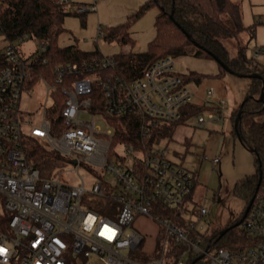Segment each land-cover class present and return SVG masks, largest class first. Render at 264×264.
Returning <instances> with one entry per match:
<instances>
[{
    "label": "built area",
    "instance_id": "2783aa9c",
    "mask_svg": "<svg viewBox=\"0 0 264 264\" xmlns=\"http://www.w3.org/2000/svg\"><path fill=\"white\" fill-rule=\"evenodd\" d=\"M55 2L62 7L70 3ZM93 10L79 6L77 12ZM28 38L7 39L0 23V197L5 211L0 264H192L198 258L206 264H264V153L261 184L241 223L250 242L229 249L212 243L189 218L209 214L207 202L193 208L198 178L169 160L167 149L143 142L160 125L182 120L193 104V91L176 72L173 58L158 60L131 81L97 72L76 79L75 64L60 65L48 81L35 74L36 58L48 48L38 42L40 54L26 58L20 45ZM115 66L113 57L104 56L85 67L101 71ZM38 83L51 102L42 109L40 125L21 108L24 94L32 95ZM95 91L103 96L107 115L137 121L134 142L122 141L107 118L93 110ZM58 94L65 96V128L56 135L48 114ZM98 121L107 125L105 131ZM198 125L205 126L206 119L199 116ZM32 139L78 168L85 164L96 174L112 175L117 185L103 178L88 191L84 181L70 187L61 178H43L30 157ZM139 218L157 226L153 250L147 249V234L136 227Z\"/></svg>",
    "mask_w": 264,
    "mask_h": 264
},
{
    "label": "rangeland",
    "instance_id": "374dc122",
    "mask_svg": "<svg viewBox=\"0 0 264 264\" xmlns=\"http://www.w3.org/2000/svg\"><path fill=\"white\" fill-rule=\"evenodd\" d=\"M69 1V5L64 7L69 12H77L79 6H94L95 10L81 15L72 14L65 19L66 30L59 37L61 47L75 45L83 51L98 50L103 56L111 57L131 49L133 52H146L156 36L157 7L148 10L132 24L130 33L136 41L133 48L117 41H106L101 31L125 23L148 0ZM233 1L241 7L243 25L248 29L240 35L239 41L229 40L225 45L232 56L237 54L239 44L245 47L252 65L263 69L264 0ZM20 49L26 58L37 57L41 52L40 44L31 38L25 39ZM174 60L177 73L183 76L195 72L201 78L200 82L190 80L188 85L193 91V104L204 108L201 116L206 119V125L199 126L198 117H191L177 128L172 139L161 140L157 147L167 149L169 160L198 178L193 208L198 209L207 202L209 214L207 217L190 215L189 218L197 221L203 234L211 236L214 231L224 230L242 217L246 201L236 194L235 189L243 187L244 181L257 172L256 156L235 136L233 122V115L247 98L251 79L223 72L220 64L212 58L179 56ZM222 101L227 104L223 106ZM45 104L50 105L51 102L43 85L38 83L32 95L24 94L21 108L25 116H32L34 124L40 125ZM220 116L222 119L215 122L214 119ZM261 120L264 121V117ZM98 125L104 131L107 129L102 121H98ZM55 155L59 159L37 162L43 178H61V182L70 187L82 186L84 181L88 191L103 178L117 185L110 174H96L85 164L78 168L69 158L58 153ZM214 158H219L217 164L213 163ZM32 163L37 167L35 161L32 160ZM90 198V195L86 196V199ZM4 213L0 197V220ZM140 228L143 234H147V249L153 250L157 227L146 223Z\"/></svg>",
    "mask_w": 264,
    "mask_h": 264
},
{
    "label": "trees",
    "instance_id": "16d2710c",
    "mask_svg": "<svg viewBox=\"0 0 264 264\" xmlns=\"http://www.w3.org/2000/svg\"><path fill=\"white\" fill-rule=\"evenodd\" d=\"M153 7L159 9L155 27L156 36L149 44L146 52H128L111 56L116 61V66L106 70H90L85 66L103 59L98 51H83L75 45L61 47L59 37L66 30L65 19L69 15H77L78 12H69L64 7L57 5L55 0H0V23L7 39L14 41L29 36L36 42L43 41L48 50L36 58V78H46L53 81L56 69L60 65L75 64L79 67L76 79H82L97 72L101 77L120 76L131 81L141 77L144 72L155 62L163 58H176L179 56H194L202 58L217 57L230 69L240 74H258L261 78L251 79L247 98L243 102L242 117L235 129V136L241 138L244 147L264 153V102L258 101L264 85V68L252 65L247 57L246 48L240 46L235 56L230 54L225 43L229 40L239 41L240 35L248 28L243 25L241 7L233 0H148L140 10L128 20L116 27L102 29L106 41H117L123 46H135L130 28L132 24ZM81 15V14H80ZM188 35L193 39L190 40ZM239 43V42H238ZM221 66V65H220ZM223 72H226L221 66ZM186 82L201 78L195 72L183 75ZM93 110L103 114L110 125L115 128L122 141L134 142L132 132L138 128V123L133 118L114 119L107 115L103 96L95 91L91 96ZM65 106V96L58 94L55 106L49 111L48 119L52 132L56 135L65 128L62 111ZM240 109V108H239ZM239 109L233 115L235 121ZM204 108L190 104L182 120L172 123L170 126L160 125L158 129L143 142L146 144L160 143L165 138H173L177 128L186 124L191 117L201 116ZM141 138H138V140ZM139 144L142 142H138ZM31 160L41 162L43 160L59 159L55 152L42 146L36 139L30 142ZM261 161V159H260ZM257 169L259 160L256 157ZM39 168V164H36ZM40 170V168H39ZM259 181V169L253 176L244 181L243 187L235 189L242 199L249 205L250 200L257 194ZM106 203H111L107 200ZM101 215L108 213L95 207ZM245 213V209H244ZM235 223L239 225L231 229L218 240L220 230L214 231L209 240L219 243L221 247L237 249L242 243H249L250 239L241 229L242 219ZM232 225V224H231ZM160 243V240H159ZM196 264H206L203 260Z\"/></svg>",
    "mask_w": 264,
    "mask_h": 264
},
{
    "label": "water",
    "instance_id": "95a60500",
    "mask_svg": "<svg viewBox=\"0 0 264 264\" xmlns=\"http://www.w3.org/2000/svg\"><path fill=\"white\" fill-rule=\"evenodd\" d=\"M188 38L190 39V40H192L193 41V39L191 38V36L190 35H188ZM222 67H223V69L226 71V72H228V73H230V74H235V75H237V76H239V77H247V78H249V79H254V78H261V76L260 75H258V74H240V73H236V72H234L232 69H230L226 64H224L222 61H220L217 57H215L214 58ZM258 101H262V102H264V85H263V89H262V93H261V95H260V97H259V99H258ZM242 112H243V103H242V105L240 106V109H239V112H238V116H237V119H236V121H235V129H236V131L238 130V124H239V121H240V119H241V117H242ZM239 138V140L241 141V138L240 137H238ZM242 143V142H241ZM249 151H251L256 157H257V159L259 160V156H258V153H257V151L256 150H254V149H251V148H247ZM260 161V160H259ZM260 168H261V161H260ZM261 180H262V171H260L259 172V181H258V185H257V189H256V191H258V189H259V187H260V184H261ZM254 202V197L250 200V202H249V205L246 207V209H245V213H244V217L248 214V212H249V210H250V207H251V205H252V203ZM239 225V223L237 222V223H234V224H232V225H230V226H228L226 229H224V230H222L221 232H220V236H219V239H221L224 235H226L231 229H233V228H235V227H237ZM203 256H201L200 258H202ZM199 259V258H198ZM198 259H196L192 264H195L197 261H198Z\"/></svg>",
    "mask_w": 264,
    "mask_h": 264
},
{
    "label": "crops",
    "instance_id": "0c3cea01",
    "mask_svg": "<svg viewBox=\"0 0 264 264\" xmlns=\"http://www.w3.org/2000/svg\"><path fill=\"white\" fill-rule=\"evenodd\" d=\"M137 223H138V226H137ZM150 224V225H155V223H153L152 221L146 219V218H139L136 222V227L141 231V228L140 227H143L144 224ZM156 226V225H155ZM157 227V226H156ZM142 232V231H141ZM158 232V230H157ZM157 235V233H156Z\"/></svg>",
    "mask_w": 264,
    "mask_h": 264
},
{
    "label": "flooded vegetation",
    "instance_id": "af4514ba",
    "mask_svg": "<svg viewBox=\"0 0 264 264\" xmlns=\"http://www.w3.org/2000/svg\"><path fill=\"white\" fill-rule=\"evenodd\" d=\"M257 153H258V152H257ZM258 156H259L258 158H259V160H260V159H261V158H260V153H258ZM259 165H260V161H259ZM258 169H259V172L262 170V168H260V166L258 167ZM258 169H257V170H258ZM256 173H257V172H256ZM247 206H248V205H246V207H247ZM246 207H245V209H246ZM221 231H222V230H221Z\"/></svg>",
    "mask_w": 264,
    "mask_h": 264
},
{
    "label": "snow or ice",
    "instance_id": "6c2138e0",
    "mask_svg": "<svg viewBox=\"0 0 264 264\" xmlns=\"http://www.w3.org/2000/svg\"><path fill=\"white\" fill-rule=\"evenodd\" d=\"M3 250L2 249H0V252H2Z\"/></svg>",
    "mask_w": 264,
    "mask_h": 264
}]
</instances>
